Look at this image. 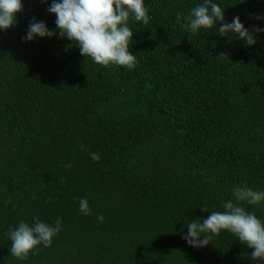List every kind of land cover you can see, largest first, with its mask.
Instances as JSON below:
<instances>
[{"label":"trees","instance_id":"16d2710c","mask_svg":"<svg viewBox=\"0 0 264 264\" xmlns=\"http://www.w3.org/2000/svg\"><path fill=\"white\" fill-rule=\"evenodd\" d=\"M21 2L0 31V264H253L227 231L203 248L182 237L234 188L264 191V32L251 47L219 25L192 34L204 0H144L148 24L128 23L135 67H103L59 37L52 0ZM212 2L264 28V0ZM33 18L56 35L24 41ZM243 207L264 220V202ZM34 217L61 231L10 256L7 233Z\"/></svg>","mask_w":264,"mask_h":264},{"label":"clouds","instance_id":"9594fccd","mask_svg":"<svg viewBox=\"0 0 264 264\" xmlns=\"http://www.w3.org/2000/svg\"><path fill=\"white\" fill-rule=\"evenodd\" d=\"M42 2L47 4L48 0ZM22 11L21 0H0V31L15 26L17 14ZM47 11L56 17L59 37L75 43L83 57L91 58L103 67H135L137 57L129 48L134 34L128 23L131 18L148 24V8L144 0H52ZM224 12L217 3L204 0L203 4L191 9L190 16L186 18L188 22L182 27L196 34L201 29H212L219 25L221 37L234 33L248 47L256 43V33L264 32V28L257 26L249 31L238 15L233 17L232 22H226ZM255 19L262 20L264 16H256ZM55 35L56 32L49 30L43 21L33 18L22 39L27 42L37 37L52 38ZM219 57L227 59L224 53ZM81 148L84 146L81 145ZM90 156L94 162H99L98 152L90 153ZM261 202H264V191H254L247 185L236 187L232 190V198L223 202V211H212L207 218L189 221L187 234L182 238L193 248H203L212 243L214 235L227 231L251 250L253 264H264V220L243 207L244 203L256 206ZM79 211L85 216L91 214L84 197L79 199ZM97 219L104 221L103 215H98ZM61 224L62 218L59 217L54 224L43 222L38 217H34L31 224L21 221L7 233L11 241L10 256L25 260L37 246L50 247L53 238L61 231Z\"/></svg>","mask_w":264,"mask_h":264}]
</instances>
